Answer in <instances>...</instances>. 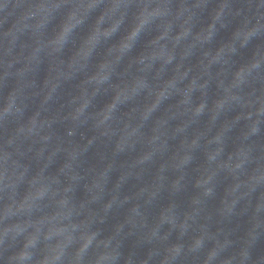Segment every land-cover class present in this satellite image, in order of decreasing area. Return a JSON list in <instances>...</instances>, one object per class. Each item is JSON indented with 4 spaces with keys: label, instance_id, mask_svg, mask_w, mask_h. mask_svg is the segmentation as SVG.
Segmentation results:
<instances>
[{
    "label": "clouds",
    "instance_id": "9594fccd",
    "mask_svg": "<svg viewBox=\"0 0 264 264\" xmlns=\"http://www.w3.org/2000/svg\"><path fill=\"white\" fill-rule=\"evenodd\" d=\"M0 264H264V0H0Z\"/></svg>",
    "mask_w": 264,
    "mask_h": 264
}]
</instances>
